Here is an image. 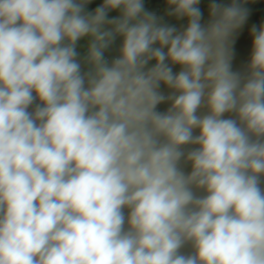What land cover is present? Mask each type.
<instances>
[{
    "label": "clouds",
    "instance_id": "clouds-1",
    "mask_svg": "<svg viewBox=\"0 0 264 264\" xmlns=\"http://www.w3.org/2000/svg\"><path fill=\"white\" fill-rule=\"evenodd\" d=\"M200 2L0 0V264H264V22Z\"/></svg>",
    "mask_w": 264,
    "mask_h": 264
},
{
    "label": "trees",
    "instance_id": "trees-1",
    "mask_svg": "<svg viewBox=\"0 0 264 264\" xmlns=\"http://www.w3.org/2000/svg\"><path fill=\"white\" fill-rule=\"evenodd\" d=\"M156 0H144V4L147 2H152L154 3ZM201 2L204 3H210L211 0H201ZM225 3L230 2V0H224ZM99 5H101L100 0H91V3L87 5V10L88 11H93L96 7H98ZM249 10H250V14L255 18L257 25H259L260 23L264 22V8L260 3L254 2L252 0H248V3L246 5ZM147 10L149 11H154L157 13V15L164 17L165 21L169 24H173L178 28H181L183 26H186L187 24V20L185 19H177L175 17H171L167 15L168 12V8L162 7L160 5H156V4H152L149 5L147 7H145ZM119 15V10H112L109 12V18L112 17H116ZM122 43V38L117 37V39L114 41V43L109 47V49H107L105 51V58L109 61H111L112 59L116 58L119 55V48L121 46ZM78 52L80 53L81 56L86 55V51L87 49L84 47H78ZM152 64H154L155 62L152 61L150 62ZM173 70L174 71H179V66H173ZM162 89H166L167 91H169L165 86L161 85ZM159 111H166L167 108L165 107H161L160 109H158Z\"/></svg>",
    "mask_w": 264,
    "mask_h": 264
},
{
    "label": "rangeland",
    "instance_id": "rangeland-1",
    "mask_svg": "<svg viewBox=\"0 0 264 264\" xmlns=\"http://www.w3.org/2000/svg\"><path fill=\"white\" fill-rule=\"evenodd\" d=\"M252 1L260 3L264 8V0H252ZM100 2L102 4L103 0H100ZM152 4H156V5H160L162 7L168 8L167 0H156L154 3L147 2L145 3V7L152 5ZM208 5L209 3H204V2H200V5H199V7L204 13L205 21L208 19ZM253 24H257V23H256L255 18L250 14L246 25L240 30V33L236 40V44H235L236 56L234 59L235 68H241L247 62V59L249 57L250 50H251L250 28ZM87 43H88L87 38L82 39L79 42L78 47L80 46V47H84L87 49ZM161 91H163L165 94L169 93V91H167L166 89L161 88ZM169 106L170 104L165 102V103L158 105V109H160L161 107L168 108ZM184 170L186 172H190L191 166L190 165L185 166ZM184 251L186 252L190 251V248H185Z\"/></svg>",
    "mask_w": 264,
    "mask_h": 264
}]
</instances>
